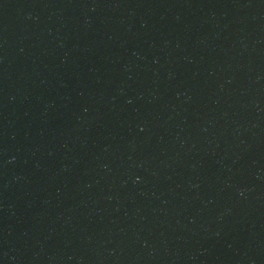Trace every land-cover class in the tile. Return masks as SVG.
<instances>
[{
	"label": "water",
	"instance_id": "obj_1",
	"mask_svg": "<svg viewBox=\"0 0 264 264\" xmlns=\"http://www.w3.org/2000/svg\"><path fill=\"white\" fill-rule=\"evenodd\" d=\"M0 264H264V0H0Z\"/></svg>",
	"mask_w": 264,
	"mask_h": 264
}]
</instances>
